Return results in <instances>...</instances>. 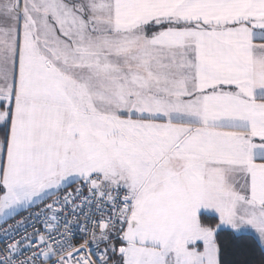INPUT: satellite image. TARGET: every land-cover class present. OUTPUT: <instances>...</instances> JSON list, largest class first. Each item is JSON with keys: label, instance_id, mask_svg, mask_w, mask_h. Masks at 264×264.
Instances as JSON below:
<instances>
[{"label": "snow or ice", "instance_id": "1", "mask_svg": "<svg viewBox=\"0 0 264 264\" xmlns=\"http://www.w3.org/2000/svg\"><path fill=\"white\" fill-rule=\"evenodd\" d=\"M33 205L45 231L0 264H229L223 226L264 244V0H0V217Z\"/></svg>", "mask_w": 264, "mask_h": 264}, {"label": "trees", "instance_id": "2", "mask_svg": "<svg viewBox=\"0 0 264 264\" xmlns=\"http://www.w3.org/2000/svg\"><path fill=\"white\" fill-rule=\"evenodd\" d=\"M207 222L215 226L218 220L208 214ZM218 242L222 244V254L226 255L229 264H264V247L251 233H236L221 227Z\"/></svg>", "mask_w": 264, "mask_h": 264}, {"label": "built area", "instance_id": "3", "mask_svg": "<svg viewBox=\"0 0 264 264\" xmlns=\"http://www.w3.org/2000/svg\"><path fill=\"white\" fill-rule=\"evenodd\" d=\"M52 199H56V197L54 196ZM48 202L50 203L51 200ZM41 207L42 206L40 205H33L27 211L23 210L14 217L0 223V248H3L5 244L11 243L14 240H19L21 236L33 234L34 229L44 232L45 217L41 216L39 219H37L34 215H32L34 212H39ZM107 214L108 210L105 209L102 215ZM17 221H24V223L17 224ZM9 225H12L13 228L11 230L5 231V229H9ZM70 227L72 228V231L77 239L83 235L81 226L73 224ZM26 243L27 242L25 241L24 244L26 245ZM101 247H103V245H101ZM25 254L31 255V251L25 250Z\"/></svg>", "mask_w": 264, "mask_h": 264}, {"label": "crops", "instance_id": "4", "mask_svg": "<svg viewBox=\"0 0 264 264\" xmlns=\"http://www.w3.org/2000/svg\"><path fill=\"white\" fill-rule=\"evenodd\" d=\"M256 42H257V43H260L261 41L258 40V41H256ZM22 211H23V210L19 211V213L22 212ZM207 214H209V215H213L210 211H209V213H207ZM8 219H10V218H3V217H0V223L6 221V220H8ZM240 233H251V234H253V235L259 240V238H258L257 234L255 233V231L252 230V229H250V228L242 229V230L240 231ZM259 242H260V240H259ZM260 243H261V242H260ZM262 246L264 247L263 244H262Z\"/></svg>", "mask_w": 264, "mask_h": 264}, {"label": "rangeland", "instance_id": "5", "mask_svg": "<svg viewBox=\"0 0 264 264\" xmlns=\"http://www.w3.org/2000/svg\"><path fill=\"white\" fill-rule=\"evenodd\" d=\"M73 186H75V185H73ZM207 213H209V211L210 210H205ZM222 228H228V227H226V226H223ZM240 233V232H239ZM262 245V244H261ZM264 245V244H263Z\"/></svg>", "mask_w": 264, "mask_h": 264}]
</instances>
